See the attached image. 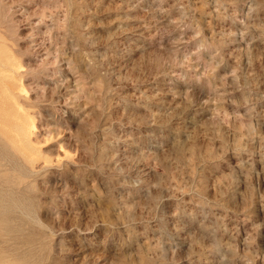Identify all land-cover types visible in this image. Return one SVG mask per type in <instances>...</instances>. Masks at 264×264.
Segmentation results:
<instances>
[{"label": "rangeland", "instance_id": "rangeland-1", "mask_svg": "<svg viewBox=\"0 0 264 264\" xmlns=\"http://www.w3.org/2000/svg\"><path fill=\"white\" fill-rule=\"evenodd\" d=\"M0 264H264V0H0Z\"/></svg>", "mask_w": 264, "mask_h": 264}, {"label": "bare ground", "instance_id": "bare-ground-1", "mask_svg": "<svg viewBox=\"0 0 264 264\" xmlns=\"http://www.w3.org/2000/svg\"><path fill=\"white\" fill-rule=\"evenodd\" d=\"M1 216V215H0ZM1 231V230H0Z\"/></svg>", "mask_w": 264, "mask_h": 264}]
</instances>
